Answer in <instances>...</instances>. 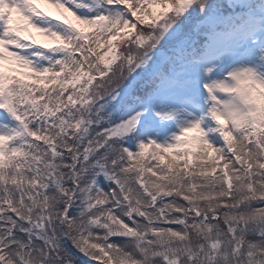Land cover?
<instances>
[{
  "label": "snow or ice",
  "instance_id": "obj_1",
  "mask_svg": "<svg viewBox=\"0 0 264 264\" xmlns=\"http://www.w3.org/2000/svg\"><path fill=\"white\" fill-rule=\"evenodd\" d=\"M0 264H264V0H0Z\"/></svg>",
  "mask_w": 264,
  "mask_h": 264
}]
</instances>
